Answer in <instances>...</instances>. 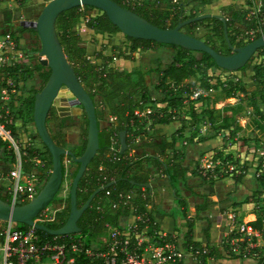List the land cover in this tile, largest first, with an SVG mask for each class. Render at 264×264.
<instances>
[{"label": "trees", "instance_id": "16d2710c", "mask_svg": "<svg viewBox=\"0 0 264 264\" xmlns=\"http://www.w3.org/2000/svg\"><path fill=\"white\" fill-rule=\"evenodd\" d=\"M25 1L26 0H21L20 2L23 3ZM114 1L121 6L136 12L138 15L159 27L171 28L174 27L180 20L195 16V14H190L188 16L183 15V8L188 4L197 3L198 5H205L215 0ZM149 2H152L154 6H148ZM92 8V6L87 5L73 7L69 10L63 11L57 17L55 22L56 34L62 46L63 52L69 63L74 68L78 79L84 85L94 102L99 128L100 149L88 164L85 173L78 182V205H81L96 188L105 185L109 181H114L113 184L99 191L94 196L89 207L82 213L77 222L81 230L79 233L75 234V236L80 238L83 248H89L91 240L101 235L104 237L103 239L106 242L108 240V236L104 234V231L109 225L120 228L121 218L127 215L130 209H133L134 212L140 213L144 217L148 218L147 221L140 223V227L146 226L148 222L153 220L152 212L157 211L162 213L163 211L157 207L152 194L148 192V188H146L143 184L149 183L152 178H160L159 174L162 173L167 179L169 186L173 189L175 202L181 206V208L178 209V213L187 227L183 238L184 248L191 253L198 264H208V260L210 258L215 259L222 257L221 251L217 246L208 242V228L204 230L207 237L204 243L193 239L192 230L196 221L200 219L208 220L206 215L201 214L204 211L210 210L214 202L208 199L206 195L201 194L202 200L195 205L194 215L191 218L187 216L189 204L180 194V189L181 186L188 189L190 188L189 180L187 178V172L189 171L187 166L183 165L181 159L177 156V151L174 149L175 139H167L166 136H163L158 141H145L143 139L144 135L141 134L145 131L144 126L146 119L142 118L143 116L136 115L134 113V109L139 105V101L136 99L137 95L143 103L151 102L145 94L147 92L145 77L150 75L151 72H155L159 77L160 81L158 86L161 87V92L164 93V97L160 100V102H164L165 105L160 112L156 111L147 115L148 119L150 118L151 120L150 125L147 127L149 130L156 124L163 125L169 123L172 118L175 117L176 108L184 104L186 97L174 96L175 91L178 90L185 92L187 95H191L194 92V85L192 83H186L184 80L195 76L197 70L202 71L203 69L212 67L222 71L226 70L216 66L211 56L206 52L196 51L201 54L200 58L197 59L188 56L192 50H188L177 45L157 43L153 40L132 38L125 35L124 37L130 44L128 48L129 52H135L138 49H154L158 46L166 45L177 48L181 55L180 57H174V59L163 66H161L162 64L160 63V60L156 59V66L154 68L150 67L148 69H143L141 66H137L130 70H119L115 66H109V64L113 62L115 57L122 56L123 51H119L118 53H114L112 55H106L103 52L108 48V45L105 44L102 45L95 56L91 58L87 54L86 46L82 44L83 42L81 37L74 29V26L81 20V18L87 16L85 12ZM172 9H175L173 15L170 14ZM4 13L5 16L0 36H13L15 37L14 39L17 43V37L14 36L15 33L22 32L25 29L20 26L17 29L13 28V25L9 22L10 12L7 9H4ZM222 14L226 18V30L230 43L233 46H239L246 43L239 38V35L251 26V19L247 16V9L234 7V5L229 4L222 8ZM205 21L213 23L211 29L213 35L219 40V44H215L211 39L212 36L210 35H207L204 41L217 52L221 54H229L231 52V48L225 40L223 24L219 19L214 17L204 18L184 24L181 29L188 34L194 35L193 30ZM85 26L96 34H114L119 32V29L103 12L96 15H88L86 17ZM259 34L260 33H258L255 37ZM112 48L116 49L117 47L115 46ZM258 50H264V47H261ZM126 56L127 55H125L124 58H129ZM99 60L102 62L99 63ZM249 66L250 60L239 70H244ZM41 67L42 66L39 63L35 65L36 70ZM19 68L20 67L13 65L1 68L0 71L2 73L0 75V86L7 87V90H9L11 85L6 82V77L2 75L6 73H8V75L12 74L13 71L16 72ZM263 69L264 67L261 64H254L252 66V80L255 83L254 94H257L264 104ZM48 73L49 70L39 73V87L32 90L33 94L28 97L29 99L24 97L20 100L19 106L17 107H13L12 100H9L7 102L8 114L5 115L2 111L3 116L0 117V120L5 123V126L10 130L11 135L14 138L16 136L14 125L13 123H6L5 119L10 116L14 118L15 115L20 114L23 117H28L32 121L33 97L35 92L39 90L45 82ZM236 84L237 83L229 82L224 85L220 83L219 86H211L205 81L200 83L199 87L205 89H219L223 92V98H230L234 97L240 88L237 87ZM16 88L21 90L19 87ZM240 90L242 89L240 88ZM198 98H200V96ZM14 100H16V98H14ZM26 104L28 105V108H25V111H23L24 109L22 110V105ZM253 107L259 112V108L255 101L253 102ZM227 110L231 111L229 115L221 114V111ZM205 112L208 114V121L214 129H228L231 127L232 131L234 130L233 122L236 109H234L232 105H225L221 109L217 110V121L220 123L215 124L216 120L214 119L211 110H206ZM54 113L55 107L52 106L47 116L46 125L49 118ZM80 119L83 122V126L80 125V134L83 137V141L82 145L73 150L76 156L81 154L86 141L87 120L83 112L80 115ZM101 121H105L106 124L100 128ZM183 122L184 121L182 120V123ZM258 122L259 121L257 120V126L263 127V125ZM122 129L126 130V143L128 147L126 151L119 153L116 149H119L118 133ZM50 135L56 144L64 146L60 136H55L51 133ZM138 135L141 137L137 141ZM113 140L116 141V144L112 149L111 146ZM19 148L21 152V159L25 162L26 167L27 165H31L30 159L32 157L43 155L47 159L45 167L47 169L51 168L50 154L44 145L43 150H39L31 144L24 147L20 146ZM169 151H171V155L169 154ZM15 161L16 157L13 148L7 141L0 139V168H10ZM74 173L75 166L73 165L67 173L69 180L72 178ZM189 173L196 175L197 171L193 170ZM48 174L49 173L46 172L42 175L43 181L46 179ZM209 184L212 185V182L209 181ZM130 192L134 193L131 198H129L128 195ZM120 193L124 196L126 203L124 205L121 204L122 200L119 199L118 195ZM190 193L196 195L194 191H190ZM0 197L5 199V196L1 195V193ZM65 200V208H63L60 212H56L54 220L45 222L47 226L56 228L64 223L69 211L68 195ZM148 205L151 207L149 210L147 209ZM171 213H173V211H171ZM261 218L262 216L258 217L254 221H250V224L254 228H260ZM17 227L23 230L29 228L22 224H17ZM34 230L42 239L52 238V235L44 231L37 229ZM63 237L64 236H61L60 238ZM224 254L229 257L242 258L240 256L233 255L232 253ZM78 264L102 263L96 258L86 257L83 252H81L78 257ZM255 264H264V262L258 260Z\"/></svg>", "mask_w": 264, "mask_h": 264}, {"label": "rangeland", "instance_id": "374dc122", "mask_svg": "<svg viewBox=\"0 0 264 264\" xmlns=\"http://www.w3.org/2000/svg\"><path fill=\"white\" fill-rule=\"evenodd\" d=\"M7 1H9L8 4L12 5V8L14 9H19L22 5L33 3L38 10H40L43 4L48 0H26L23 3L20 2L21 0ZM220 3L221 0H217V2L212 4L213 6L190 3L183 8V15H199L202 13L222 14V8L229 4L220 5ZM231 4L235 7V3ZM148 6L153 7L154 4L149 2ZM245 6L246 5L242 8H245ZM2 9V6H0V12H2ZM245 9H248V7ZM174 11L175 9H172L170 14L173 15ZM100 12V10L92 8L87 10L85 14L87 16L96 15ZM87 16L81 18V20L74 26V29L80 35L83 42L82 44L86 46L87 54L91 58L95 56L101 46L105 44L108 45V48L103 52L106 55H112L119 51H123L122 56L118 57V60L113 59V62L110 63L109 66H115L119 70H130L137 67L136 65L131 66L128 61L125 63L123 61L125 55H127L126 57L131 58L134 56L135 52L142 54L143 58L139 66L143 69H148L150 67L154 68L156 66V59H159L162 64L161 66H163L174 59V57H180L181 55L177 48L166 45L158 46L154 49H138L134 53L129 52L128 48L130 44L121 32L115 33L119 35V38L114 36V34L93 33L85 26ZM19 19L20 17L15 19L13 24L14 28L20 26L18 23ZM212 26V22L205 21L193 30V34L202 40H205L207 35H210L212 36L211 39L214 43L218 45L219 40L213 35L211 29ZM39 46L40 43L38 38L33 36L32 39L27 38L23 40V43L21 45L18 44L17 47L23 52V50L28 47L36 50ZM115 46L117 48L113 49L112 47ZM36 52L37 51H35L34 55H36ZM22 54L24 56V53ZM188 56L198 59L201 54L192 51ZM98 62L101 63L102 61L99 60ZM254 64H261L264 67V50H257L250 59V66L244 70L222 71L214 67L203 69L202 71L197 70L195 76L184 80L186 83H192L194 85V92L191 95H187L185 92L178 90L174 92V96L186 98L184 104L176 108L175 117L170 121V125L167 127L165 126V128L156 126L149 131L145 130L143 133V139L145 141H158L163 136H166L167 139L174 138V149L177 151V156L181 159L182 164L187 166L189 172L193 170L197 171L196 175L190 173L188 178V180H190L189 189L191 191L194 190L196 195L189 193L190 190L188 188L181 186L180 189V194L189 204L187 216L190 218L194 215L195 205L202 200L201 196L203 194L214 203H217V201L224 199L225 197L233 199V196L234 201L237 199L239 203L248 201L252 202V210L255 212V216L253 217L251 215L246 218L242 217L243 222L256 220L259 217L257 216L258 212L262 213V216H264V104L258 95L254 94L255 83L252 80V66ZM145 79L147 85V92L145 94L151 102L143 103L137 95L136 99L139 101V105L138 107H135L134 110L143 112L146 117L149 113H154L156 111L160 112L165 103L160 102L164 97V93L161 92V87L158 86L160 80L157 74L151 72L150 75L145 77ZM205 81L211 86H219L220 83L224 85L225 83L234 82L237 83V87H240L242 90L239 88L234 97L223 98V92L219 89L200 88V83ZM199 96L200 98H198ZM254 101L259 108V112L253 107ZM1 102L2 100L0 98V103ZM225 105H232L234 109H236V112L234 113L233 131L231 127L228 129H214L208 121V114L205 112L206 110H211L212 115L216 120L215 124L220 123L217 121V110ZM230 113L231 111L228 110L221 111L222 115H229ZM182 120L184 121L183 123ZM257 120L259 121L258 123L263 125V127L257 126ZM76 121V130H72L74 134L80 131V125L83 126V122L80 118ZM104 122L105 121H101L103 126L106 124V122ZM150 122L151 120H149V123ZM148 125L149 124H146L145 126ZM69 137L71 138V136ZM74 137L72 136V138ZM169 154L171 155V151H169ZM68 172L69 171H66V176L59 191L56 193L52 202L47 206V211L50 213L57 209V211L60 212L66 206L65 198L68 195L70 181L67 174ZM159 175L164 178L162 173ZM209 181L212 182V185L209 184ZM210 185L213 187L212 191L208 190ZM218 193L221 195H218ZM172 198L173 194L168 195V202L163 204L164 212L167 214H169L172 209ZM121 204L124 205L126 203L122 202ZM176 206L177 204L174 203V207ZM214 207L216 206L213 204L210 210L204 211L201 214L206 215L208 220L200 219L196 221L201 232L206 228L208 222L212 221V216L216 214V211L212 213V208L214 209ZM148 208L150 209L151 207L148 205L147 209ZM179 208H181V206ZM217 209H219L220 212H224L226 206ZM172 211L175 218L172 217L168 230H164L160 226L159 230L161 232H166L167 237H170L171 239L175 235V240H177L182 246L181 239L183 238L187 227L178 213V208H174ZM247 211L248 209L245 210V212ZM250 212L252 211H248V213ZM109 228L110 227H107L104 231L105 235H108ZM145 235L149 237V241H155L158 234L149 227V230L145 232ZM101 236L91 240L90 248L92 250L95 251L96 249L107 248L106 242ZM179 253L181 257L184 255L183 252L179 251ZM240 259L242 258L236 257L235 261L240 263ZM253 262L255 264L257 260H253Z\"/></svg>", "mask_w": 264, "mask_h": 264}, {"label": "water", "instance_id": "95a60500", "mask_svg": "<svg viewBox=\"0 0 264 264\" xmlns=\"http://www.w3.org/2000/svg\"><path fill=\"white\" fill-rule=\"evenodd\" d=\"M86 5L105 13L107 18L119 29V32L125 36L177 45L192 51L206 52L211 56L216 66L226 71L239 70L259 48L264 47V28L252 40L239 46H233L227 35L226 18L222 14L202 13L180 20L174 27L162 28L114 0H48L34 19H20L21 27L31 28L36 33L40 43L38 61L49 70L45 82L33 97L32 122L36 136L50 154L51 168L37 194L28 201L11 204L0 197V219L41 230L52 236L79 233L81 229L77 222L82 213L89 207L92 199L99 191L114 182L109 181L96 188L81 205H78V182L100 149L99 128L94 102L63 52L56 34L55 22L63 11ZM209 17L217 18L222 22L225 40L231 48L229 54L217 52L201 38L188 34L181 29L184 24ZM58 104L80 107L87 120L86 141L83 151L78 156L72 150L56 144L48 131L46 125L48 113L52 106L55 107ZM118 138V152L122 153L128 147L125 129L119 131ZM62 157L63 159L70 157L72 166H75V173L69 181L68 216L62 225L51 228L36 218L52 202L66 176ZM143 185L147 188L150 186L149 183ZM212 189L213 187L210 185L208 190L212 191Z\"/></svg>", "mask_w": 264, "mask_h": 264}, {"label": "built area", "instance_id": "2783aa9c", "mask_svg": "<svg viewBox=\"0 0 264 264\" xmlns=\"http://www.w3.org/2000/svg\"><path fill=\"white\" fill-rule=\"evenodd\" d=\"M245 4V8L248 7L247 16L251 19V26L243 31L240 38L248 42L263 30L264 0H246ZM16 48V42L10 35H5L0 40V69L8 64L13 53L17 51ZM18 55L21 56V53ZM1 92L6 95L7 87H2ZM7 99L5 96L1 98L0 117L3 116V112L5 115L8 114ZM134 113L138 116L144 115L137 110H134ZM5 122L12 123V117H7ZM0 139L8 142L16 157L10 168H0V181L3 182L5 200L11 204L26 202L39 191L44 182L42 175L50 171L45 167L47 159L43 155L34 156L30 159L31 165L26 167L21 159L20 145L1 120ZM27 141L30 144V138ZM115 144L116 141L113 140L112 149ZM63 160L65 171H70L71 159L64 157ZM118 196L125 203L123 194L120 193ZM47 209L46 207L38 214L36 219L39 222L45 223L55 219L58 209L52 213ZM135 218L139 222L147 221V218L140 214ZM228 218V226L221 239V248L224 252L264 262V216L261 218L260 228H254L250 221L243 222L234 211L229 212ZM108 227L110 228L107 248L94 251L90 247L83 248L80 238L75 234L42 239L34 228L23 230L18 228L15 222L0 219V264H78L81 252L86 257L98 259L102 264H177L181 259L174 241L164 234H159L157 241H149L142 235L143 228L138 222L129 223L124 231L118 227ZM61 236L64 237L60 238Z\"/></svg>", "mask_w": 264, "mask_h": 264}, {"label": "crops", "instance_id": "0c3cea01", "mask_svg": "<svg viewBox=\"0 0 264 264\" xmlns=\"http://www.w3.org/2000/svg\"><path fill=\"white\" fill-rule=\"evenodd\" d=\"M215 2H217V0ZM215 2L213 1L209 4H205V6H213L212 4H214ZM245 2H246V0H221L220 5L221 4L226 5V4H231V3L234 4L235 3V7H243L244 5H246ZM8 3H9V1H7V0H0V6H2V8H3L2 12H0V33L2 32L3 20H4V16H5L4 9H7L10 12V21L9 22L12 25L14 24L15 19L18 17H20V19H34L39 12L38 8L33 3H28L27 5H22V6H20L19 9L12 8V5H9ZM18 23H19V21H18ZM13 28H14V26H13ZM24 29H25L24 31L17 32L14 35L17 37V43H16L17 46H18V44L21 45L23 43V40H25L27 38L32 39L33 36H36V38H37L36 33L31 28H24ZM114 36L119 38V35H117L115 33H114ZM11 37L15 38L13 36H11ZM2 38H4L3 35L0 36V39H2ZM16 50L17 51L15 53H13V55L11 56V58H10V60L6 66H12L13 65V66H18L20 68L16 72L13 71L12 74L8 75V73H6V74L2 75V76L6 77L5 78L6 82L9 85H11V88L9 90H7L6 95H3L1 92V88L4 86H0V98H2V96L8 97L7 100L8 101L12 100L13 107L19 106L20 100H22L24 97L28 98L31 96V94H33L32 90L37 89L39 87V82H40L39 73L46 72L48 70L47 67L41 65L38 61V50H39V48H37L35 50V49H32L31 47H28L27 49L23 50V52H22L17 47ZM35 51H37L36 55H34ZM19 53H21V56L18 55ZM22 53H24V56ZM142 58H143L142 54H139V52H135L134 56L132 58H124L123 61H124V63L128 61V63L131 66L132 65L139 66L141 64ZM118 59H119L118 57L114 58V60H118ZM38 63L42 67L40 69L36 70L35 65H37ZM1 73L2 72L0 71V75H1ZM16 87L21 88V90L17 89ZM14 98H16V100H14ZM26 105H22V110L24 109L23 111H25V108L26 109L28 108V105L27 106ZM81 114H82V110L80 109V107H68L66 105L58 104L57 106H55V113L49 118V120L47 122V128H48L49 132L52 135L60 136L61 137L60 139H62V142H63L64 147L66 149L73 151L74 149H76L77 147L82 145V141H83L82 138L83 137L81 136L80 131L76 132L75 134L72 132V130H76V126H75V124L77 123L76 120L80 118ZM142 118L146 119L145 125L146 124L150 125L151 122L149 123L150 118L148 119V116L145 117V115H144ZM12 123L14 125V131L16 133L15 140L17 141V143L21 147L26 146V144H28L27 140L30 138V144H32L34 147L38 148L39 150L44 149L43 144L41 143V141L36 136V131H35L33 122L28 117H23L22 115L17 114V115H15L14 118L12 117ZM169 123L163 124V125H157L156 124V125H154V127L158 126L161 128H165V126L167 127L170 125ZM148 126H144V129L147 131H149V129L147 128ZM101 127H103L102 124L100 125V128ZM154 127L150 128V129H153ZM74 135H75V137H74ZM141 135H143V133ZM69 136H71V138ZM72 136L74 138H72ZM140 137H141L140 135L137 136V141H138V139H140ZM189 175H190V173L188 172L187 178H189ZM2 183L3 182L0 181V193H1V195H3ZM149 185L150 186L148 188V192L152 194L153 199L157 204V207L163 212L162 213L157 212V211L152 212L153 220L148 222V224L146 226L142 227L143 231L141 230V233L144 237L149 239V237H147L145 235V232L147 230H149V227H150L151 230H154V232L156 234H158L156 237H158L159 234L160 235L164 234L167 237L166 232H161L159 230V226L162 227L164 230H168L170 222L172 220V217L175 218V215L173 213H171V211L174 208L179 209L180 206H178V204L175 202L174 195H173V198H172L173 205L171 206L172 209H171L170 213L167 214L164 212V205L163 204L165 202H168V195L173 194V189L169 186V183L165 177L164 178L160 177L158 179L152 178L149 182ZM194 193H195V191H194ZM201 194H202V192H201ZM128 195H129V198H131L134 195V193L130 192ZM218 195H221V194L218 193ZM174 203L177 204L176 207H174ZM214 205L216 207H214V209L212 208V213L216 211V214L212 216V218H213L212 221L208 222V225L206 226V228H208V242L214 246H217L220 249L222 257L215 258V259L210 258L208 260V264H254L253 260H251V259H240L241 262L238 263L235 261L236 257H229V256L225 255L224 250L221 248L222 247L221 246L222 235H223V233L226 232L225 230L228 226V220H229L228 214H229V212L234 211L236 213V215H238L240 218H242V217L246 218L247 216H251V215L254 217L255 212H253V210H252V208H253L252 202L248 201V202L239 203V201H237V199H236V201H234V196H233V199L232 198L230 199V197L229 198L225 197L224 199H220L219 201H217V203H214ZM223 206H226V210L224 212H220L219 209H217V208L221 209ZM247 209H248V211H252V212H250V213H248V211L245 212V210H247ZM148 210H149V208H148ZM139 214L140 213L134 212L133 209H130L129 213L121 218V220H120L121 227L119 229H121L122 231L126 230L127 225L129 223L134 222V221L136 223L138 222V224L140 225V223H142V222L137 221L135 218L136 215H139ZM140 215H142V214H140ZM257 216H259V217L262 216V213L258 212ZM147 220H148V218H147ZM204 230L201 232L200 227L195 222L194 228L192 230L193 239L196 241H200V242L204 243L206 241V238H207L205 233H204ZM101 237H103V236H101ZM174 237H175V235H174ZM174 237L172 239L170 237H167V238L174 241V243L176 241V248L180 252H183V254H184L177 264H198L197 261L191 255V253L184 248V246H183L184 236L181 239L182 246L180 245L179 242H177V240H175ZM156 241H157V239H156Z\"/></svg>", "mask_w": 264, "mask_h": 264}]
</instances>
